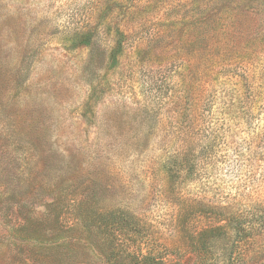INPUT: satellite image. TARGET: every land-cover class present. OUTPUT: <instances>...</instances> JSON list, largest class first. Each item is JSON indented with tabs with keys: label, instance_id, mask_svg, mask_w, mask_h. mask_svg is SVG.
Listing matches in <instances>:
<instances>
[{
	"label": "rangeland",
	"instance_id": "374dc122",
	"mask_svg": "<svg viewBox=\"0 0 264 264\" xmlns=\"http://www.w3.org/2000/svg\"><path fill=\"white\" fill-rule=\"evenodd\" d=\"M93 183L144 254L198 263L189 236L229 220L236 264H264V0H0V264Z\"/></svg>",
	"mask_w": 264,
	"mask_h": 264
},
{
	"label": "trees",
	"instance_id": "16d2710c",
	"mask_svg": "<svg viewBox=\"0 0 264 264\" xmlns=\"http://www.w3.org/2000/svg\"><path fill=\"white\" fill-rule=\"evenodd\" d=\"M81 41L85 46L91 44L89 38ZM121 52L120 43L112 52L111 58L116 62ZM192 151L185 148L166 158L161 171L167 180L180 177L187 180L195 173L197 164L192 158ZM94 186L95 183L84 188L78 198L71 195L66 200L65 205L74 211V217L70 218L69 223L62 219L65 209L61 203L63 198L47 204V214L43 213L42 219L24 220V224L17 230L16 242H11L12 246L19 249V264H191L190 261H170L157 258L152 252L144 254L140 251L143 235L136 218L121 209L107 211L101 208L102 199ZM44 220L45 223H50L49 228L34 226L35 222L43 223ZM228 222L225 226L202 230L197 238L195 235L189 236V249L200 254L198 263L195 264H236V245L245 237L242 236V230L235 228L234 239L229 240L228 229L231 222ZM30 223L31 226L28 225ZM229 241L233 242L230 249L229 246H217L218 243Z\"/></svg>",
	"mask_w": 264,
	"mask_h": 264
}]
</instances>
